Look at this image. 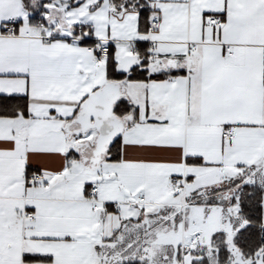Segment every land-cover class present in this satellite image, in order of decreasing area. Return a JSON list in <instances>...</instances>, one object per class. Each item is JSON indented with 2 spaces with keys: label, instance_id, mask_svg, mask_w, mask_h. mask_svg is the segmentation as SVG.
<instances>
[{
  "label": "snow or ice",
  "instance_id": "1",
  "mask_svg": "<svg viewBox=\"0 0 264 264\" xmlns=\"http://www.w3.org/2000/svg\"><path fill=\"white\" fill-rule=\"evenodd\" d=\"M0 264H264V0H0Z\"/></svg>",
  "mask_w": 264,
  "mask_h": 264
}]
</instances>
